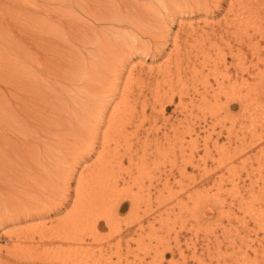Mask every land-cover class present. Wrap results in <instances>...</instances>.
I'll return each instance as SVG.
<instances>
[{"label":"rangeland","instance_id":"1","mask_svg":"<svg viewBox=\"0 0 264 264\" xmlns=\"http://www.w3.org/2000/svg\"><path fill=\"white\" fill-rule=\"evenodd\" d=\"M43 1L0 0V76L8 82L15 58L12 25L25 20L27 4ZM252 2V16L248 22L244 20L249 34L237 32L234 26L227 28L230 21L225 19L231 20L233 14L229 12L231 1L223 0L220 9L212 4L208 11L181 14L170 25L169 37H165L167 41L163 38L164 47L157 53L131 55L122 76L123 82L127 81L131 69L137 79L127 109L131 123L125 118L127 123L123 122L120 130L109 131L113 137L109 136L108 144L104 142L101 133L121 103L120 92L104 93L100 103L104 110L101 107L100 111L107 118L97 125L93 153L80 157L83 151L75 146L71 156L75 160L70 161L75 168L65 166L66 174L56 176L61 185L69 183L67 190L62 186L53 198L60 211L3 225L0 244L12 247L5 234L10 230L43 222L50 227L69 217L78 184L82 182V188L91 180L96 187L95 204L104 203L116 220L107 223L105 218H97L96 233L87 225H75L70 231L78 237L75 244L57 241L41 245L36 235V240L27 242V249L44 255L41 250L50 248L51 255L58 252L57 259H61L68 248L76 247L75 257H83L88 264H264V0ZM175 40L182 53L178 66ZM168 58L175 60L180 71L174 69L173 90L168 82L160 83L162 90L157 96L158 80L165 81L159 66ZM241 64L249 67L247 72ZM227 75L238 85L246 80L256 85L253 91L260 96L250 104L251 120L240 103L233 104L230 114L235 125L230 133L225 113L219 114V124L210 108L215 102L212 95L220 89L218 82L228 85ZM1 81L0 89L9 97L7 84ZM101 153L104 158L100 162ZM96 166L100 169L95 176ZM49 192L53 193L52 188ZM6 259L0 255L2 264H19ZM57 259L54 264H62ZM43 260L53 264L46 256Z\"/></svg>","mask_w":264,"mask_h":264},{"label":"bare ground","instance_id":"2","mask_svg":"<svg viewBox=\"0 0 264 264\" xmlns=\"http://www.w3.org/2000/svg\"><path fill=\"white\" fill-rule=\"evenodd\" d=\"M222 1L45 0L42 3L28 2L25 20L14 23L11 28L15 55L11 80L8 82L0 76V81L6 82L7 91L10 94L6 97V91L0 89V228L3 225L5 227L7 223L27 221L37 216L45 217L43 215H48L54 210L60 211L61 208L57 206L58 201L55 203L53 198L54 195H58L57 191L62 186L67 190L69 183L61 185L56 176L66 171L65 166L70 165L71 158L74 159L71 156L75 146H77L76 149L83 151L80 157L93 153L94 140L100 128L97 125L107 118V114L100 111L104 93L111 95L114 91H117L115 94L120 92L117 95L123 103L113 109L108 117V128L105 127L106 130L103 133L100 132L104 142H109L110 137H113L109 131L114 132L115 128L120 130L123 122L127 123L125 118L129 122L132 121L131 116H127V109L131 108L130 96L134 93L132 83L135 80L137 82V79L133 77V72L129 69V79L125 82L122 80V76H125L124 73L128 69L129 57L143 53H157L164 47L163 38L169 37L170 25L181 14L190 16L192 13L194 15L203 10L208 11L212 4V7L218 9ZM230 1L229 12L233 14V18L225 19L227 22L230 21L226 23L227 28L234 26L237 32L244 30L245 35L249 34L245 23L252 16L254 3L252 0ZM63 5L68 6V9H63ZM190 27H193L192 23ZM203 32L208 33L205 30ZM241 41L244 43L245 39L241 38ZM174 46L176 54L174 59L178 60V66L182 53L177 40ZM170 58L165 61L163 69L162 65L159 66L161 69L158 72L164 71L165 81L158 80L157 93H155L157 96H160L162 90L161 87L159 88L160 83L168 82L169 90H173L175 81H173V74L175 75V70L180 71L179 67L175 68L173 64L175 60ZM239 67L245 71L249 69L243 64ZM227 76L228 85L218 82L220 89L214 90L212 98L215 102L213 106H209L212 107L211 114L217 118L216 122L221 119L219 114L222 111L225 113L224 116L230 123L228 128L230 133L233 124L235 125V119L230 114L233 104L240 103L243 113L251 120L250 104L260 96L253 91V89L256 90V85H251L247 80L244 84L238 85V82L236 84L229 75ZM178 79H181L180 75ZM121 82L124 86H121ZM244 87L245 92L242 91ZM169 90H166V96ZM166 96H161L163 102ZM173 96L170 101L173 100ZM223 98L225 102L222 101ZM102 109L104 110L103 107ZM100 156L101 162L104 154ZM80 157L76 156L77 159ZM71 167H74V164L70 165ZM99 169L98 166L95 167V176ZM90 181H87L88 184L82 188L83 183H77L79 187L77 186L73 212L70 211L69 217H63L56 225L49 227L43 222L5 232L12 247L8 248L0 244L2 258L19 264H24L25 261H29L30 264H46L48 262L43 260L46 256V259L54 264L59 257L58 252V257L54 254L53 256L52 249L47 248L41 250L44 255L46 254L44 256L40 251L27 249V242L36 240L37 235L38 243L41 245L46 242L54 244L57 241L75 244L78 237L70 232L75 225L78 227L87 225L94 233L98 229V224L94 222L97 218L103 217L107 223L111 219L116 220L113 218V210L107 209L106 205L103 206L104 203L102 206L101 203H99L100 206L95 204L96 197L93 193L95 183ZM51 188L53 193L49 192ZM62 203L63 201L60 204ZM115 204L114 211L117 207ZM111 205L113 207V204ZM118 228L116 232L120 233L121 230ZM67 251L64 258L57 259L60 263L88 264L83 257L81 259L78 255L75 257L76 247L68 248Z\"/></svg>","mask_w":264,"mask_h":264}]
</instances>
